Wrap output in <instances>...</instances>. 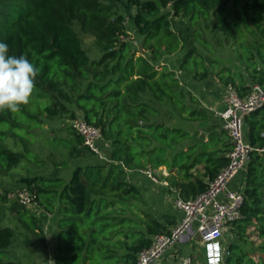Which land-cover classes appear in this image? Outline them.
<instances>
[{
  "label": "trees",
  "instance_id": "16d2710c",
  "mask_svg": "<svg viewBox=\"0 0 264 264\" xmlns=\"http://www.w3.org/2000/svg\"><path fill=\"white\" fill-rule=\"evenodd\" d=\"M128 22L141 38L138 47L129 41ZM0 42L8 44L9 55H25L40 70L30 102L18 112L0 111V181L25 159L48 168L51 161L31 150L35 129L44 124L81 117L110 146L104 165L75 167L67 180L61 173L68 162L47 175L11 178L34 195L33 207L58 217L52 264H135L162 232L139 207L141 196L127 183L126 170H191L204 161L212 180L227 166L232 145L223 130L203 153L192 146L166 158L191 137L179 124L205 119L186 103V79L199 82L213 73L240 97L254 85L264 88V0H0ZM226 49L239 68L220 66ZM66 129L76 136L68 159L94 155L70 125ZM243 136L254 150L242 173V218L228 225L235 226L237 242L224 246L220 264H264V105L244 116ZM9 139L22 148L8 147ZM206 188L201 183L197 195ZM2 201L0 196V264H21L11 252L16 231L5 225ZM26 212L17 213L18 221L36 234V218ZM125 222L141 226L114 230ZM83 225L87 238L79 234ZM250 227L257 243L248 240Z\"/></svg>",
  "mask_w": 264,
  "mask_h": 264
},
{
  "label": "crops",
  "instance_id": "0c3cea01",
  "mask_svg": "<svg viewBox=\"0 0 264 264\" xmlns=\"http://www.w3.org/2000/svg\"><path fill=\"white\" fill-rule=\"evenodd\" d=\"M184 82L191 96V98L186 100L187 105L191 109L200 111L205 115V119H188L179 124V127L184 131H188L191 137L179 141L175 145V150L168 151L166 156L168 162L171 161L173 155L180 151H187L188 148L192 146H195L194 153H203L205 144H215V139H212V136L222 130L225 131L218 114L226 106L228 88L221 85L213 76V73H210L207 78L199 82L192 79H186ZM187 115L188 111L185 112L184 117ZM226 136L228 137L227 133ZM245 137H247V132H245ZM99 147L103 158L91 154V156L89 155L87 157L89 165H104L105 161H108L110 146L101 142ZM242 173L243 171L229 182V189L234 191L242 190ZM125 175L127 183L132 185L141 196L142 201L139 207L148 213L155 222L161 225V231L164 233L169 232L182 217V212L176 207L175 201L177 199L186 201L195 197V195L198 194L200 184H208L210 181L209 176L205 174L204 161L197 163L191 170L181 169L178 166L167 168L161 165L151 172V176L155 181L145 175L143 171L139 170H126ZM33 212L36 216L42 215V221L38 216V219L36 218V234H33L29 229L20 224L18 221V214L14 215L13 221L10 220L7 222V224L12 226L18 233L20 232L21 234L28 235L27 233L30 232V237L27 236V240L30 241L25 243V245L20 243L22 245L20 248L23 252L22 255L20 253L17 258L20 260L21 264H52L55 253L54 241L56 233H58V217L55 214L46 212H43V214L42 212L38 213L37 210ZM196 234V232L191 231L178 244L170 248L156 264H173L181 257H191L188 252L191 250L190 240H192V237ZM30 238L35 242L33 243ZM41 238L45 239L44 246H42V243L39 241ZM200 245H202V243Z\"/></svg>",
  "mask_w": 264,
  "mask_h": 264
},
{
  "label": "built area",
  "instance_id": "2783aa9c",
  "mask_svg": "<svg viewBox=\"0 0 264 264\" xmlns=\"http://www.w3.org/2000/svg\"><path fill=\"white\" fill-rule=\"evenodd\" d=\"M264 105V88L254 85L245 97L228 87L226 106L218 114L223 123L232 149L228 154V164L217 176L210 180L206 190L189 200L175 201L176 207L182 212L179 222L167 233H159L152 237L149 247L140 251L135 264H156L172 247L178 244L191 231L199 234L204 247L206 264H220L225 255L222 232L229 224L242 218L241 208L243 193L228 188V184L241 171L254 150L243 136L244 116ZM72 130L81 137L83 145L94 155L103 158L99 144L101 133L97 127L88 124L83 118L76 117L70 121ZM264 152V148L259 149ZM153 181L150 171H143ZM20 205H33L34 195L22 187L16 194ZM173 264H191V258L181 257Z\"/></svg>",
  "mask_w": 264,
  "mask_h": 264
},
{
  "label": "rangeland",
  "instance_id": "374dc122",
  "mask_svg": "<svg viewBox=\"0 0 264 264\" xmlns=\"http://www.w3.org/2000/svg\"><path fill=\"white\" fill-rule=\"evenodd\" d=\"M128 27V33L130 36L129 41L131 42V45L134 47H138L140 43V39L136 34H135V28L132 25V23L128 22L127 24ZM87 41L84 42L85 47L90 51L92 49L91 44L89 42V39L86 38ZM90 55V53H89ZM220 66L223 67H230L232 69L239 68L238 62L235 60L234 56L232 53L227 51V49L220 55ZM53 125V126H52ZM70 125V120L68 119H63L61 121H54L52 122L51 125L49 124H44L43 128L44 129H35V132L37 133L36 137V144H33V147H31L33 153H37L39 156L42 158H45L48 161H51L48 165V168H42L39 170L36 167V164L34 161L31 160H23L16 168H14L11 171V176H7L6 178L2 179L0 181V196L3 199L1 202V205H3V210H4V220H5V225L7 222L10 220L13 221L14 215H16L20 211H27L28 213L30 212L35 218L37 216L39 219L41 218L42 221V215H37L33 212L34 210H37V212H45L44 210L39 207V209L34 208L32 205L26 208H23L22 205L19 204V202L16 200L15 194L22 189V185H17L15 180H12V176L18 177V176H24L27 174H44L47 175L48 172L52 171L56 167V164L60 162H68L70 164L69 168L63 169L61 176L67 180L69 178V175L71 174V171L73 168L78 167V166H86L89 165L87 161V157L91 154L86 153L83 158L79 159H68V149L70 146L76 144V136L74 134H71L67 129L66 126ZM51 127H56L57 129H60L59 131L52 132L50 131ZM41 132L39 135L38 133ZM56 138V139H55ZM7 145L8 147H11L15 150L21 149L22 146L21 144H18L17 146L13 147L12 141L9 139L7 140ZM52 154V156H50ZM47 156H50L49 158ZM55 160L53 161V159ZM54 167V168H53ZM62 168V167H59ZM60 170V169H59ZM36 205V204H35ZM26 212V213H27ZM38 219V218H37ZM58 221V220H57ZM141 224H135V223H130V222H125V223H119V224H114V230L119 231V230H129L131 232L132 228H135L136 230H139ZM86 226L83 225L80 230L79 234L84 235L85 238H87V234H84L82 232L83 229H85ZM28 234V233H27ZM65 235V233H63ZM246 234L248 235V240L253 241V243L258 242V238L256 237L254 231L252 228H248L246 230ZM23 235V236H21ZM58 233H56L57 237ZM26 234H21L20 232H16L15 236V241L13 244V247L11 248V252L17 257L20 253L22 255L23 250L20 248V246L25 245V243L29 242L30 240H27ZM32 237V236H31ZM222 240L224 246H226L230 242H237V235H236V229L235 226L232 228V226L226 227V229L223 230L222 232ZM191 242V250H189V254L191 255V263L194 262L193 260H196V264H200V260H203L201 264H204V259H203V245H200L202 243L201 238L199 234H196L195 236L192 237ZM22 243V245L20 244ZM49 244V243H48ZM20 255V256H21ZM27 255V254H26ZM188 255V254H186ZM193 264V263H192Z\"/></svg>",
  "mask_w": 264,
  "mask_h": 264
},
{
  "label": "clouds",
  "instance_id": "9594fccd",
  "mask_svg": "<svg viewBox=\"0 0 264 264\" xmlns=\"http://www.w3.org/2000/svg\"><path fill=\"white\" fill-rule=\"evenodd\" d=\"M8 53V44L0 42V111L18 112L30 102L40 70L25 55Z\"/></svg>",
  "mask_w": 264,
  "mask_h": 264
}]
</instances>
